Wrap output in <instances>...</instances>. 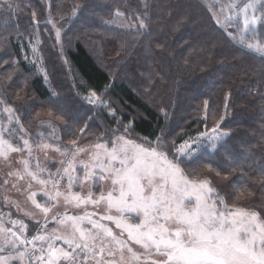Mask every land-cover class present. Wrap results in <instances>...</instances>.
I'll list each match as a JSON object with an SVG mask.
<instances>
[{"label":"trees","instance_id":"1","mask_svg":"<svg viewBox=\"0 0 264 264\" xmlns=\"http://www.w3.org/2000/svg\"><path fill=\"white\" fill-rule=\"evenodd\" d=\"M9 2L28 5L37 12L35 19L27 7L13 10L10 18L0 12V101L3 102L0 107L7 105L15 109L29 133L52 134L66 143L69 138L66 129L75 120L81 126L87 124L92 133L84 135L80 143L94 142L105 131L104 122L108 127L120 125L112 122L116 115L107 113L104 122L101 121L80 93L86 96L93 91L110 90L118 112L124 117L123 123L132 125L131 133L152 142L163 135L172 158L178 156L176 149L180 143L212 131L227 105V115L219 130L228 132L229 136L219 142L216 151L203 145L196 159L201 165L212 163L213 168L221 171L234 164L241 166L231 172L228 180L202 167L199 176L211 180L229 199H235L236 189H247L252 195L246 192L236 203L244 199L241 206L261 210L259 206L264 205V59L230 39L212 19L205 0H148L151 35L140 36L131 34L135 29L120 27V22L142 10L143 0ZM244 2L239 0L241 5ZM207 3L215 4V0ZM228 3L230 0H219L216 10ZM48 5L52 7L49 9ZM76 5L79 7L73 14ZM117 10L124 13L118 21ZM49 11L55 27L48 22ZM239 11L237 7L230 14ZM181 15H187L189 21L175 30V22ZM37 21L38 26L33 28ZM234 23L238 27L233 26L229 31L238 37L243 29V15ZM255 27V41L252 31L244 33L245 39L264 42V23ZM57 28L61 30L59 40ZM36 35L40 39L38 52L42 61L38 58L33 63L29 59L36 54L31 46ZM4 60L8 63H3ZM40 68L54 81V88L48 86ZM19 69L28 74L30 80L26 85L19 83L14 74ZM60 108L68 112L63 121L57 119ZM49 124L55 127V133ZM107 133L113 132L107 129ZM225 153H230L233 159H228Z\"/></svg>","mask_w":264,"mask_h":264},{"label":"snow or ice","instance_id":"2","mask_svg":"<svg viewBox=\"0 0 264 264\" xmlns=\"http://www.w3.org/2000/svg\"><path fill=\"white\" fill-rule=\"evenodd\" d=\"M205 2L212 19L230 39L264 59V42H249L244 37V33L252 31L255 41V26L264 23V0H245L242 5L239 0H230L227 5H220L219 11L215 7L219 0H215V4ZM24 7L35 19L37 12L28 5L9 0H3L0 12L10 18L13 10ZM51 7L48 5L49 9ZM78 7L74 6L73 14ZM237 7L240 11L230 14ZM150 9L148 0H143L142 10L132 13L126 21L122 20L120 27L135 29L131 33L134 36L151 35ZM241 14L243 29L237 37L229 29L238 27L234 22ZM115 16L123 17L124 13L117 10ZM188 21L187 15L179 16L174 29L179 30ZM48 22L56 26L51 19V11ZM111 22L116 23L115 20ZM37 26L38 21L33 28ZM60 36L61 30L57 28L56 39L59 40ZM4 40L7 42L6 36ZM8 78L11 79V74ZM227 95L230 98L231 94ZM86 99L90 104L104 103L95 91ZM227 107L225 105L224 114L212 128V135L204 132L199 137H190L177 148L178 156L170 158L163 135L156 137L154 142L146 139L137 142L128 135L131 123L124 125V134L113 133L115 139L101 142L97 136L94 142L82 145L80 140L84 135L92 133L87 124L81 126L74 120L66 129L69 137L66 143L61 142L58 136L50 135L46 139L57 142L48 143L41 139L34 145L30 143L29 134L16 110L5 105L3 112L8 114L9 124L14 122L16 128L8 129L6 137V129L0 121V157L9 161L11 153L27 152V158L19 161L23 165L22 170L9 175L19 180L28 177L29 189L31 182L35 181L46 200L38 202L36 192L28 196L42 216L36 220L34 234L28 232L29 226L23 220L10 219L8 224L11 226L0 220V264H264V205L259 206L261 210L241 206L236 200L246 192L251 196L250 191L241 187L236 189L235 199H229L211 180L199 176L202 167L216 177L228 180L231 172L241 166L234 164L221 171L213 168L212 163L201 165L196 159V154L205 144L203 137H207V146L216 151L219 142L229 136L228 132L219 131L227 115ZM52 111L50 107V115ZM57 111L59 120L63 121L68 116L64 108ZM164 118L167 120V112ZM48 127L55 133L53 125ZM14 137L17 138L15 144L12 142ZM34 147L45 156L47 150L58 153L62 157L59 160L61 167L52 172L42 166L39 158L33 157ZM84 153H88L86 160L80 159ZM225 156L233 159L230 153H225ZM31 159L36 160L34 168ZM65 177L67 183L62 189ZM104 184L108 185L107 190ZM85 185L88 191L82 195ZM73 188L80 191L74 192ZM60 205L83 209V214L52 213V209ZM88 205L94 210L88 211ZM101 206L102 213L95 211ZM25 215L35 218L32 213L26 212ZM97 215L99 218L94 219ZM50 223L52 227H49ZM109 224L119 231H114Z\"/></svg>","mask_w":264,"mask_h":264},{"label":"rangeland","instance_id":"3","mask_svg":"<svg viewBox=\"0 0 264 264\" xmlns=\"http://www.w3.org/2000/svg\"><path fill=\"white\" fill-rule=\"evenodd\" d=\"M2 2H3V0H0V6L2 5ZM118 20H121V18L119 17L117 19V21ZM39 43H40L39 36L36 35L34 37V39L31 41L32 49H35L36 54L33 58L29 59L33 63L35 61H38L39 60L38 58L41 59V57H40L41 53L38 52ZM41 61H42V59H41ZM37 70H39V68ZM40 71H41V73H43V76L47 79L48 86L49 87L52 86V88H54L55 83L53 84L54 81L51 79V77L48 76L47 73L44 72L42 68H40ZM14 74L18 76L19 83H21L22 85H26L28 83V81L30 80L27 77L28 74L26 75L20 69H19V72H16ZM90 94L91 93H89V95ZM97 94L103 100V102H104L103 105H99L98 103L97 104H90L88 102V100L86 99V97H88L89 95L85 96L82 93H80V96H81V98H84V100L91 107H93V110L97 113V117L102 118L101 121L104 122V114L107 113L111 116L116 115V119L112 120V122H114L113 124H117V126L120 125L118 128L108 127V125H106V123L104 122L103 127H104L105 131L102 132L100 138H101V142H105V141H108L109 138L115 139V137L113 136V133L124 134V125H125L123 123L124 117H122L121 114L118 112V110L116 108V104L112 100V95H111L110 90H107L104 93H97ZM113 110L115 111V115H113ZM1 111H3V108L0 107V113H1ZM2 117H4V118H2ZM19 117H20L21 122L24 124L23 118L21 116H19ZM0 121L3 122L4 127L6 129L5 134L7 133L8 129H15L16 128V125L14 122L12 124H9L7 113H3V115H0ZM98 123L100 124V122H98ZM25 127L26 126L24 124V128ZM107 129H109V131H112L113 133H111V134L107 133L106 134ZM25 130H26V128H25ZM26 132L29 134L30 143H33L34 145H35L36 141L41 140V139H45V142H48V143H54L55 142L52 139H46L47 137H49L52 134L43 133V136H41L40 134H34L33 135V134L29 133L27 130H26ZM220 132H222V131H220ZM208 134L212 135V131L208 132ZM128 135H130L131 138L137 140V142H143V140L137 138L134 133H131V131H130V133H128ZM202 139H204L205 144H208L207 137H203ZM12 142L14 144L17 143V138L14 137L12 139ZM19 143L22 144V141H20ZM152 146L154 147L155 144L153 143ZM176 152H177V149H176ZM33 157H38L42 166L50 169L52 172H55L57 168L61 167V165L59 164V160L62 159V157H60L58 153H56L52 150H47V156H45L44 152H42L38 149H35V147H34ZM22 158H27V152L11 153L9 161H5L3 157H0V220L5 222L6 226H11L10 224H8V221L10 219L11 220H23L24 223L29 226L28 232L30 234H34L33 230H34V225L36 223V220L41 219L42 216L39 213V210H37L34 207V205H32L31 200L28 199V196L30 195L31 192H36L37 193L36 199L40 203H43L46 200V198L42 195V193L40 191V186L38 184H36L35 181L31 182L32 186H31V189H29L28 188V183H29L28 177H25L24 180H19L16 176L9 175V173H11V172L22 170L23 165L21 163H19L20 159H22ZM80 159H85V160L88 159V153H84L80 157ZM30 163H31V166L34 168L36 160L31 159ZM43 175L46 176L47 173H44ZM66 183H67V178L65 177V179L61 185L62 189L66 185ZM13 185H15V187ZM104 188H105V190H107L108 185L104 184ZM73 191L74 192L80 191V189L79 188H73ZM87 191H88V186L85 185L81 194L86 195ZM243 202H244V199L242 201H238V204L241 205ZM87 209H88V211L94 210L91 205H88ZM65 211H67L69 215H72V214H81L82 215L83 214V209H76V208H71V207L66 208L63 205H60V206L52 209V213H63ZM95 211H97L98 213H102L103 207L101 206L99 209H96ZM26 212L34 214L35 218H30L29 216L25 215ZM52 213H50L49 215H51ZM98 218H99V215L94 217V219H98ZM104 223H108V222L104 221ZM49 225H51V224H49ZM52 226H49V227H52ZM109 226L113 227L114 231H117V232L119 231L118 229H115L114 225L109 224ZM58 243H60V242H58ZM81 258H83V257H81Z\"/></svg>","mask_w":264,"mask_h":264}]
</instances>
